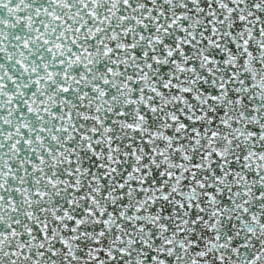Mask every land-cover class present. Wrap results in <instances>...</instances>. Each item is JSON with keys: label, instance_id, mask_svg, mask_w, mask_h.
I'll list each match as a JSON object with an SVG mask.
<instances>
[{"label": "snow or ice", "instance_id": "6c2138e0", "mask_svg": "<svg viewBox=\"0 0 264 264\" xmlns=\"http://www.w3.org/2000/svg\"><path fill=\"white\" fill-rule=\"evenodd\" d=\"M0 264H264V0H0Z\"/></svg>", "mask_w": 264, "mask_h": 264}]
</instances>
